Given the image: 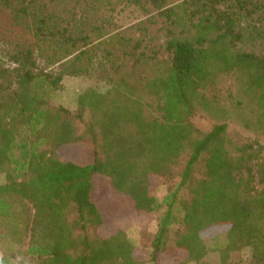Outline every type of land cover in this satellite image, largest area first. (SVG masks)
<instances>
[{"label": "trees", "instance_id": "trees-1", "mask_svg": "<svg viewBox=\"0 0 264 264\" xmlns=\"http://www.w3.org/2000/svg\"><path fill=\"white\" fill-rule=\"evenodd\" d=\"M0 5L36 38L0 53V264H139L140 249L151 264L180 254L177 264H241L243 251L264 264V144L233 141L225 123L201 131L193 122L204 91L237 72L256 93L253 127L264 136V0ZM128 5L147 6L151 24H165L169 61L156 75L136 74L155 57L143 40L124 37L115 13ZM38 53L59 69L41 67ZM104 70L105 90L85 89L75 109L54 102L65 76ZM152 176L167 186L162 199ZM108 197L140 216L158 214L141 246L124 227L102 233L99 199Z\"/></svg>", "mask_w": 264, "mask_h": 264}, {"label": "rangeland", "instance_id": "rangeland-1", "mask_svg": "<svg viewBox=\"0 0 264 264\" xmlns=\"http://www.w3.org/2000/svg\"><path fill=\"white\" fill-rule=\"evenodd\" d=\"M115 15L117 22L122 26L124 37L126 39L138 38L143 40L145 52L149 56L153 55L155 57H148L149 59L147 58L139 64L136 68V74L141 72L140 74L143 77L156 75L169 61L168 54L164 48L165 24L163 20L159 19L154 24H151L152 19L150 18L155 15V12L145 5H128L121 13H115ZM138 27H141V29H138ZM35 41L36 38L28 24L21 19H17L10 9L0 5V53L3 54V50L11 49L16 43L29 44ZM37 60L41 67L59 69L57 60L50 56H41L38 53ZM104 75L105 77L107 75L105 70L103 74L93 72L92 74L79 76H65L61 87L55 94L54 102L69 109H75L77 97L85 89L105 90L107 88L108 84L104 79ZM204 95L206 98L201 100V106L193 118V122L199 130L206 131L214 124L225 123L227 132L233 141L264 144L263 134L259 129L253 127L258 114L256 93L248 87L247 80L244 77L237 72L224 73L219 77L215 86L204 91ZM146 114L152 115L148 110ZM228 150L233 155L235 154L232 146H228ZM81 152L87 155L88 148L82 147ZM183 164L184 157L181 158L174 170L176 178L182 171ZM3 180L4 176H0V182ZM151 182L153 193L157 198L162 199L167 192V186L156 176L151 177ZM107 184L108 180L101 178L97 182V189H101L100 191L103 192ZM108 199H99V202L105 205V213L108 220V224L102 229V233L108 235L116 227L121 226L126 228L131 242L141 246L140 232L143 229L154 232L158 214L140 216L120 198L108 197ZM204 236H210V234L207 233ZM220 242H222V239L218 238L210 245L215 246ZM137 256L140 259L139 264H151L146 260V249H140ZM172 256L161 257L160 264H177L183 258L182 254ZM215 259V253H211L206 258L209 262H214ZM241 264H253L252 257L248 251H243L241 254Z\"/></svg>", "mask_w": 264, "mask_h": 264}]
</instances>
